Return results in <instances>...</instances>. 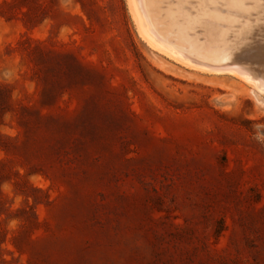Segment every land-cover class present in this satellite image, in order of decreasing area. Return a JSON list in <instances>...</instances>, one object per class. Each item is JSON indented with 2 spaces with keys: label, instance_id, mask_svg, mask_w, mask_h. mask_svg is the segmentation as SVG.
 <instances>
[{
  "label": "rangeland",
  "instance_id": "obj_1",
  "mask_svg": "<svg viewBox=\"0 0 264 264\" xmlns=\"http://www.w3.org/2000/svg\"><path fill=\"white\" fill-rule=\"evenodd\" d=\"M160 51L129 0H0V264H264V93Z\"/></svg>",
  "mask_w": 264,
  "mask_h": 264
},
{
  "label": "bare ground",
  "instance_id": "obj_2",
  "mask_svg": "<svg viewBox=\"0 0 264 264\" xmlns=\"http://www.w3.org/2000/svg\"><path fill=\"white\" fill-rule=\"evenodd\" d=\"M129 2L140 33L160 52L264 93V0H168L165 11L162 0Z\"/></svg>",
  "mask_w": 264,
  "mask_h": 264
}]
</instances>
